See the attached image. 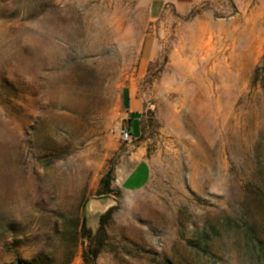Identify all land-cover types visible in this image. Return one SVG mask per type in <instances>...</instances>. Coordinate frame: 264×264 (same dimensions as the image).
Listing matches in <instances>:
<instances>
[{
  "label": "rangeland",
  "instance_id": "obj_1",
  "mask_svg": "<svg viewBox=\"0 0 264 264\" xmlns=\"http://www.w3.org/2000/svg\"><path fill=\"white\" fill-rule=\"evenodd\" d=\"M29 263L264 264V0H0V264Z\"/></svg>",
  "mask_w": 264,
  "mask_h": 264
},
{
  "label": "crops",
  "instance_id": "obj_2",
  "mask_svg": "<svg viewBox=\"0 0 264 264\" xmlns=\"http://www.w3.org/2000/svg\"><path fill=\"white\" fill-rule=\"evenodd\" d=\"M197 0H151L154 10L172 6L181 15L188 14ZM128 100L129 113L138 115V102L134 101L130 92ZM147 150L139 145H132L131 152L124 156L115 169L116 182L125 193H137L145 189L152 177L151 165L146 157Z\"/></svg>",
  "mask_w": 264,
  "mask_h": 264
},
{
  "label": "trees",
  "instance_id": "obj_3",
  "mask_svg": "<svg viewBox=\"0 0 264 264\" xmlns=\"http://www.w3.org/2000/svg\"><path fill=\"white\" fill-rule=\"evenodd\" d=\"M111 180H113V177H112V173H107V175L103 178L102 180V184H103V192L105 194H107L108 192H110V185H111ZM115 208H111L106 215L102 216V220H101V223L104 222V220L106 219V217L110 216L112 214V212L114 211ZM83 235H84V238H87V239H90V240H94L96 238V236H93L92 232L87 230L85 225L83 226ZM99 253H100V248H96V249H93L91 247H89L85 254H84V260L86 262V259H92V261L95 262V260L98 258L99 256ZM35 263H37V261H35ZM29 264H32V263H29Z\"/></svg>",
  "mask_w": 264,
  "mask_h": 264
},
{
  "label": "built area",
  "instance_id": "obj_4",
  "mask_svg": "<svg viewBox=\"0 0 264 264\" xmlns=\"http://www.w3.org/2000/svg\"><path fill=\"white\" fill-rule=\"evenodd\" d=\"M121 135L125 141L127 142L133 141L132 131L128 127L121 128Z\"/></svg>",
  "mask_w": 264,
  "mask_h": 264
},
{
  "label": "clouds",
  "instance_id": "obj_5",
  "mask_svg": "<svg viewBox=\"0 0 264 264\" xmlns=\"http://www.w3.org/2000/svg\"><path fill=\"white\" fill-rule=\"evenodd\" d=\"M24 27L26 29H31L36 27V21L35 20H27L24 22Z\"/></svg>",
  "mask_w": 264,
  "mask_h": 264
}]
</instances>
